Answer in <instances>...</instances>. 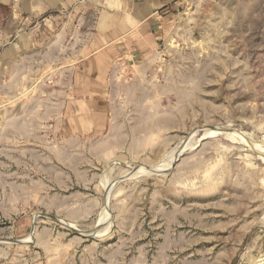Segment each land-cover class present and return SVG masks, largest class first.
<instances>
[{
  "label": "rangeland",
  "instance_id": "rangeland-1",
  "mask_svg": "<svg viewBox=\"0 0 264 264\" xmlns=\"http://www.w3.org/2000/svg\"><path fill=\"white\" fill-rule=\"evenodd\" d=\"M163 33L84 81L0 41V264H264V0Z\"/></svg>",
  "mask_w": 264,
  "mask_h": 264
},
{
  "label": "crops",
  "instance_id": "crops-1",
  "mask_svg": "<svg viewBox=\"0 0 264 264\" xmlns=\"http://www.w3.org/2000/svg\"><path fill=\"white\" fill-rule=\"evenodd\" d=\"M186 1L0 0V41L16 46L17 54L40 49L38 54L48 63L54 64L52 57L59 54L56 62L67 64L60 67L63 80H91L101 74L100 57L106 49H115L116 58L154 46ZM54 30L63 39L55 40ZM43 31L52 32V38L39 40ZM73 31L83 39L68 40Z\"/></svg>",
  "mask_w": 264,
  "mask_h": 264
},
{
  "label": "bare ground",
  "instance_id": "bare-ground-1",
  "mask_svg": "<svg viewBox=\"0 0 264 264\" xmlns=\"http://www.w3.org/2000/svg\"><path fill=\"white\" fill-rule=\"evenodd\" d=\"M218 132H219V131H214V132L210 131L209 134H210V135H213V134H215V133L218 134ZM155 171H157V169H155ZM24 241H25V240H24ZM25 242H26V241H25Z\"/></svg>",
  "mask_w": 264,
  "mask_h": 264
},
{
  "label": "water",
  "instance_id": "water-1",
  "mask_svg": "<svg viewBox=\"0 0 264 264\" xmlns=\"http://www.w3.org/2000/svg\"><path fill=\"white\" fill-rule=\"evenodd\" d=\"M93 236L91 235L90 238H92Z\"/></svg>",
  "mask_w": 264,
  "mask_h": 264
}]
</instances>
